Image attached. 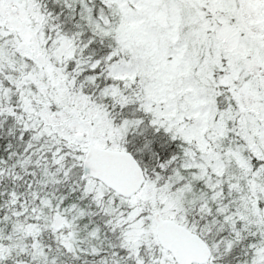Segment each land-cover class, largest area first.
I'll return each instance as SVG.
<instances>
[{"label":"snow or ice","instance_id":"1","mask_svg":"<svg viewBox=\"0 0 264 264\" xmlns=\"http://www.w3.org/2000/svg\"><path fill=\"white\" fill-rule=\"evenodd\" d=\"M0 264H264V0H0Z\"/></svg>","mask_w":264,"mask_h":264}]
</instances>
